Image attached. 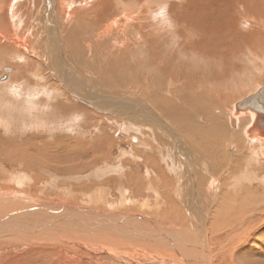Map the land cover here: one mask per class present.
Returning <instances> with one entry per match:
<instances>
[{"label": "rangeland", "instance_id": "obj_1", "mask_svg": "<svg viewBox=\"0 0 264 264\" xmlns=\"http://www.w3.org/2000/svg\"><path fill=\"white\" fill-rule=\"evenodd\" d=\"M52 1L53 4L50 0H17L19 5L15 21L16 26L19 27H16L15 31L19 36L26 35L25 40L30 51L29 61L21 56L13 57L10 53L7 58L10 60L0 64V78L3 77L5 66H10L11 69L6 79H0V215L14 214L21 210H30L27 212L29 214L35 210L34 208L47 202L64 204L71 201L77 204V208L80 206L82 209L85 207L100 211L103 218L97 217V221L104 220L106 214H111L112 217L131 212L163 218L165 222L170 223V226L173 225V230H180L183 233L184 239H180L182 242L185 237L186 239L189 237L188 240L196 239L199 243H202V232L200 234L196 229H200L203 222L205 226L211 227L208 230L210 239L208 238V244H205L207 247L210 246L208 250L211 264H264V205L254 202V199L259 198H256L259 196L256 189L260 188V195H264L262 186L264 182H261V177L256 176L248 178V175H243L244 180L242 179L241 182L236 177L238 174L242 175L243 168H246L250 162L251 152L247 148L249 145L238 139L235 141L229 138L227 139L229 143L217 142L213 145L214 149H206L207 147L204 148L203 143H200L204 135L200 133L194 136V133L186 132L178 125V120L175 123V119L170 118L171 114L183 115L186 118L190 115L186 110H180L176 106L170 109L169 104L163 103L168 96L167 85L165 82H160L156 88L158 65L154 61L148 62V66L152 69L147 66L142 74L128 75L120 70L116 72L111 66L110 69L104 67L102 70L103 64L99 56L104 62L105 58L101 55L103 51L97 48L96 37L90 36L94 29L90 23L94 21V15L89 12L100 0L93 4H91L93 0ZM218 1L220 5L213 18L216 22L220 19L224 20V23L231 22L233 17H237L241 28L248 27L247 23L239 20L242 17L239 14V5L235 7L236 0ZM142 2L150 5L155 11L165 8V14L168 15L173 13L180 17L181 12H186L187 15L185 14L183 19L190 16L191 7H194L195 11L199 8L195 7L196 4L200 3L204 8L205 6L208 8L212 3L215 5L212 0H143ZM171 4L174 5L170 10ZM124 5L117 3L118 10L124 9ZM162 5L166 7H161ZM132 7L135 9L136 5L133 4ZM199 10L201 11L198 19H210L205 10L200 8ZM227 15L230 18H224ZM122 21L117 22L115 29H118L117 32L123 38L121 27L126 28L131 24H123ZM53 23L65 27L63 37H58L57 33L50 29ZM158 23L160 24H157L158 27L163 30L162 37H167L166 40L170 37L171 43L175 41L178 50L185 54L180 57H184L186 63L196 62L199 70L205 74H212L217 63L213 60L214 57L196 48H191L189 51V48L183 46L181 44L183 37L176 33L172 18L158 17ZM152 24L156 28V23ZM105 25L113 24L107 18ZM142 26L145 28L148 25L144 22ZM215 27L219 25L216 24ZM9 31L15 32L12 27ZM118 41L120 40L116 43ZM185 41H188L187 37ZM88 43H91L93 50L86 49ZM107 45L105 42L102 43V47L110 51L108 49L110 45ZM110 49L113 50L110 51L111 53L117 54L115 53L117 50H114L116 48L110 47ZM119 50L123 51L121 48ZM149 51L155 53L150 49ZM192 56L205 61L197 62L199 59ZM153 60L156 61V57ZM249 60L252 59L246 57L243 66L249 65L252 70L258 66L263 68L257 59ZM67 63H70L69 68ZM19 64L21 69L18 70ZM79 64H89L90 74H84L85 67ZM105 65L109 66L106 62ZM153 69H155L151 73L153 77L150 79L149 72ZM20 70L24 71L22 77L17 81L13 80L14 74L20 73ZM71 75L78 82L77 88H70ZM179 77L180 75H177L173 79V87L177 86L176 80ZM256 77L253 78L254 85L246 88L248 93L235 100L237 103L264 86V70L259 71ZM201 82L202 77L197 84L200 85ZM202 83L204 87L213 86V81ZM54 86L61 89L53 90ZM96 93L98 95L94 96ZM156 93L159 97H156ZM102 96L110 97L111 102H108V98L100 99ZM60 99L64 102L65 109L67 111L71 109L72 113L66 114L63 110H59V107H55L58 102L62 104ZM229 103L232 102H227L228 109H230ZM103 107H106L105 111L101 110ZM110 107H113L115 113L109 110ZM219 108L218 110L213 108V112H217L214 114L216 124L219 118L222 119L224 138L220 131L217 136L218 141H221L228 137L226 133L229 134L230 129L227 124L229 117L227 118L223 109ZM246 112L236 116L248 114ZM205 117L206 115H200L202 121H205ZM167 126L168 128H165ZM169 128L174 133L169 132ZM232 130L237 129L232 128ZM191 135L200 137L201 139H198L200 142L194 145L189 137ZM98 136L102 143L92 147L90 152L85 149L86 155L74 150L69 140L58 142L60 139L71 138L73 145L79 141L82 144L86 141L93 146V139H98ZM245 136L248 140L247 135ZM236 146L241 148L235 149ZM216 149L218 154L222 155L221 163L219 160L215 163L222 165L219 169L210 170L214 164L210 155L212 152L208 150ZM232 149H235L236 153ZM257 162L263 161L256 158L254 164ZM126 171L131 177L128 183L120 186L119 181L112 176L127 177ZM246 172L245 174H248ZM110 177L114 179L112 184L103 182ZM100 183L107 185L101 186ZM90 184L94 189L89 187L87 193H84L83 190ZM247 187H250L249 192L245 190ZM243 196L252 200L246 204L245 210L239 203ZM198 199L202 206L198 205ZM167 207L169 210L166 217L156 215L163 214ZM255 207L256 209H252ZM58 210H60L58 207L54 208L53 214L59 216L57 214L65 212ZM154 212L156 214H153ZM80 214L83 212L80 211ZM240 215H245L244 217L250 219V223L248 224L244 218L238 221ZM200 216L207 218H204L205 221L202 218L199 220ZM72 217L77 219L74 214ZM143 219L142 221L130 219L128 224L120 222L124 225H118L119 228L117 227L115 231H103L99 228L78 230V227L69 230L65 227H57L44 228V232L42 230L40 233L30 232L27 236L22 230L4 235L0 232V264H190L176 249L174 250V247L165 244L156 246L154 241L147 242L148 239L142 240L137 237L140 236L139 231L142 230L144 233V230L149 228H153L156 233L161 232L160 234L165 237L166 231L163 226L150 223L148 227V222ZM118 222L115 220L111 225L115 223L114 225L117 226ZM38 224L41 223L37 222L36 225L39 226ZM131 228L139 234L137 236L132 234ZM184 228H187L185 230L189 231L190 235H185ZM156 243L161 242L156 241ZM226 243L233 246L230 255L232 261L218 262L216 254L222 251L223 247L220 246H226ZM190 248L187 247L185 252L192 257L194 255L193 258L197 257V260L202 258L203 260L199 261L201 264L208 263L204 261L207 250L205 247L195 253ZM201 253L204 256H200Z\"/></svg>", "mask_w": 264, "mask_h": 264}, {"label": "bare ground", "instance_id": "obj_2", "mask_svg": "<svg viewBox=\"0 0 264 264\" xmlns=\"http://www.w3.org/2000/svg\"><path fill=\"white\" fill-rule=\"evenodd\" d=\"M50 1L53 4V1L52 0H50ZM86 1H88V0H86ZM95 1H97V0H93L91 2V4L95 3ZM142 1L143 0H100V2L98 4H96L93 7V9H91L89 11L91 14L94 15V21L90 22L92 24V27H94V29L91 31L92 33L90 34V36L96 37L97 48L101 49L103 51L101 53V55L104 56L106 64L109 65V66H106L105 62L102 61V59L99 56L100 62H101V64H103L101 66L102 70H104V67H106V69H110V66H111V68L114 69L116 72H119V70H120V72L127 73L128 75H134V73L135 74L136 73L142 74V71H144L145 68H148V67L151 68L150 66H148V62L154 61L155 64L158 65V67H156V88L160 82H165L167 85L166 94H168V96L165 98L163 103L169 104L170 109H172L174 106H176V108H178L180 110H186L190 115L189 118H186L183 115L171 114L170 118L171 119L174 118L175 123L178 120V125H180L183 129H185L186 132L188 131L189 133H191V132L194 133V136L195 135L197 136L200 133L202 135H204L205 137L207 136L206 140H204L205 137H203L202 141L200 142V140H198V139H201V138L200 137H193L192 136L193 134H192L191 135L192 137L189 136L190 139L193 140L192 143L195 145L196 142H198V143L200 142V143H203L204 148L207 147L206 149H211V148L214 149V146H213L214 144H216L217 142L218 143L225 142V144L229 143L227 140L229 138L234 139L235 141H236V139H238V141H243L245 145H247V146L249 145L247 148H248L249 152H251V156L249 155V161L250 162L248 164L246 163L247 167L243 168L244 170H243V172H241L242 175L238 174L236 177H238L239 181L241 182L242 179L244 180L243 175H245V176L248 175L247 176L248 178L256 176V177H261L262 178L261 182H264V153H263L264 152V121H262L260 118L264 115V111H263L264 110V104L262 103L261 105H258V103L260 101L261 102L264 101V91L260 90L263 86L255 91L256 95L253 96V99H252L250 104L241 106L240 109H237V105H238V107L240 106L239 105L240 101H238V103L236 102L237 98L241 97L242 95H245V93H248L246 88L254 85V79L253 78L256 77V75L259 73V71L261 72L262 70H264V0H236L235 1V3H234L235 7H237L239 5V8H240L239 14L242 17V18H239V20L247 23L248 24L247 28L246 27L245 28L240 27V25L238 24L239 21H238L237 17H233L231 22H225L224 23L223 22L224 20H222V19H220L222 21L219 20L218 22H216V20H214L213 18L217 14L218 5H220V2L218 0H212L215 5H213V3H212V5L211 6L209 5L208 8H206V6L204 8L203 5L200 3L198 4L199 6L196 4L195 7H197V8L199 7L200 9L205 10V12L208 15H210V16L207 15V17H210V19H208V18L202 19L201 18L202 20L198 19L199 18L198 14L201 11V10H199V8L195 11L194 7H191L190 12H189L190 16L188 15L189 17H187L186 19H183L186 12H181L180 17L173 15V13H170V15H168V14H165V10H166L165 8L164 9L161 8V9H158V11L157 10L155 11V9L153 10V8L150 5H146V3L142 2ZM218 2H219V4H218ZM117 3L125 4L124 5L125 8L118 10ZM133 4L136 5L135 9H133V7H132ZM18 5L19 4L17 3V0H0V64H2V62H6V61L10 60V58L7 59L10 53L13 55V57H15V56L20 57L21 56L27 60L29 59L28 52H30V51L28 50L29 46H27V44H26L27 43L25 40L26 35L25 36L24 35L19 36L18 32L16 33V31H15V28L19 27V26H16L17 23L15 21L16 12L18 11ZM173 5L174 4L170 5V7H169L170 10H171V7H173ZM183 5L185 6L186 2ZM222 5H224V4H222ZM200 6H202V7H200ZM161 7H166V6L162 5ZM220 9H221V7H220ZM143 12H145V13L142 15ZM230 13L231 12L229 11V15H230ZM158 17L159 18H166V19H168V18L173 19V22L175 24L174 27L176 28L175 29L176 33L180 37H183L181 44L183 46L189 48V51L191 50V48H196V49L202 50L203 52L214 57L213 60H215L217 63H216V67H214L212 70V74H205L204 72L199 70L198 64L196 62L186 63L185 58L180 57L181 55H185V54L182 51L178 50V46L175 44V41H174V43H171L170 37L167 40H166L167 37H162L163 33H161V31L163 32V30L161 29V27H158V25H160L158 23ZM107 18L110 19L111 24H113L112 26L111 25L110 26L105 25V21ZM224 18L228 19V18H230V16L227 15ZM149 19H150V21H149ZM226 19H225V21H226ZM119 20H121V21L123 20L122 21V22H124L123 24H127V25H128V23L131 24V26H128L126 28H124V26L121 27L123 29L122 30L123 32L121 31L122 36L124 35L123 38L120 36L121 34H119V32H117L118 29H115V27L117 28V22ZM144 22L148 25L145 28L142 26L144 24ZM150 22H151V24H150ZM152 23H156V28H158V29H156ZM216 24H218L219 27H215ZM10 27H12L15 32L11 33L10 32L11 30L9 31ZM50 29H52V31L54 33H57L58 37H63V32H64L63 29H65V27L62 28V27L58 26V23L57 24L53 23L52 28H50ZM86 29H87V27H86ZM104 35H106L107 37H102ZM186 37H187L188 41H185ZM117 40H120V41H118V43H116ZM104 42L106 44L110 45L108 47V49L110 51H111L110 47L116 48L114 50H117V52H115L117 54L111 53L113 50L110 52V51L106 50L104 47H102V43H104ZM119 48L123 49V51L119 50ZM86 49L87 50H93L91 43H88L86 45ZM149 49L154 51L155 55L152 54L149 51ZM155 57H156V61L153 60V58H155ZM246 57H249L252 60L257 59L259 62H261L263 68L261 69L258 66L257 68H253V70H252V69H250L249 65L243 66V63L246 62ZM192 58L199 59L196 56H192ZM252 60H249V61H252ZM203 61H205V60L199 59L197 62L203 63ZM67 64H68L67 68H69L70 63H67ZM19 65H20L19 68L17 67L18 70L21 69V64H19ZM79 65L82 67H85L84 74L85 73L87 75L90 74L91 70H88L89 64H85V65L79 64ZM79 68H81V67H79ZM154 70L155 69L150 70V72H149L150 79L153 77V75H151V73L154 72ZM10 71H11V69H10ZM68 72L71 73L70 69H68ZM23 73H24V71L20 70V73L17 72L16 74H14L13 80H15V81L19 80L22 77ZM177 75H180V77H179V79L176 80V82L178 81L177 86L175 85L173 87L172 82H173V79ZM142 77H143V75L140 76V78H142ZM184 77H185V79L183 80ZM200 77H202V82L213 81V86L211 85L208 87H204L202 82L200 85L197 84ZM208 77H210V78H208ZM256 79H257V77H256ZM13 80H12V82H13ZM69 80L71 81V82L69 81V85L71 84L70 88H77L78 82H76V80H74V77L72 75L70 76ZM67 82H68V80H67ZM86 82L87 81L84 79V83H86ZM52 89L58 90L61 88H59V87L57 88V86H54V88H52ZM160 93H162V92H160ZM97 95L98 94L96 93L94 96H97ZM156 97H159L157 93H156ZM89 98L91 99V97H89ZM107 98L108 97H106V96H102V98H100V99H107ZM109 98H108V102H111L110 101L111 98L110 99ZM179 99H182L183 101H180ZM184 100H187L189 102H185ZM59 101H61L63 105L58 102L57 104H55L56 108L59 107V110H63L66 114H70L73 112V111H71V109H70V111H67L65 109L64 102L61 99ZM227 102H232V103H229L231 110L228 109V106H226ZM233 105H235V106H233ZM219 107H221V109H223V113L225 115H227V118L229 117L227 124H228V127L230 129L229 134L226 133L228 135V137L221 140V141H218L219 137L217 138V136H218V133L220 131V134L224 138V132H222L223 129L221 127V125H222L221 120L222 119L219 118V120L217 121V124H216L215 123L216 115H214V114L217 112H215V111L213 112V110L215 108H217V110H218ZM105 109H106V107L101 108V110H104V111H105ZM109 110H111V112L115 113L114 112L115 110L113 109V107ZM232 111H234V114H232ZM244 112H246L248 114H244L241 117H237L239 115H242ZM201 114L206 115L205 121H202L200 119ZM165 128H168V126ZM232 128L237 129V130L231 131ZM169 132L174 133V131L171 130L170 128H169ZM169 134H171V133H169ZM175 134H177V132H175ZM245 135H247L248 140L246 139ZM63 140H65V141L69 140L71 143V146L74 148V150L79 151L85 155H86V150L88 152H90L92 150V147L99 146V144L102 143L99 136H98V139H96V138L93 139V141H94L93 146H92V144H90L86 141H84L83 144L79 141L78 143L73 145L71 138H65L62 140L60 139L58 142L61 143V142H63ZM239 148H241V147L236 146L235 149L239 150ZM235 149H232V151H234L236 153ZM208 151L212 152V154H210V155L213 157V158H211V160H213L212 162L214 164V167L212 169H210V168L209 169L210 170L219 169L222 165V164H220L221 163L220 162V158H221L220 156L222 154L219 155L217 149L215 151H212V150H208ZM256 158L261 159L263 162H257L256 164H254ZM218 160L220 163L219 164L215 163ZM260 163H263V165H260ZM126 166H128V165H126ZM206 167H208V166L206 165ZM239 169H241V168H239ZM230 171H232V170H230ZM245 171H247L248 174H245ZM232 173L234 174V172H232ZM126 174H127V177L126 176L125 177L116 176V175H114L112 177H114V179L118 180L119 181L118 184L121 186V185L129 182L128 179H130L131 175L128 172ZM108 179L111 182L107 179L103 182H109L108 183L109 185L112 184L113 178L111 179V177H110ZM104 184L107 185V183H100L99 185L102 186ZM262 186L264 187V184ZM89 187L91 189L93 188V186L90 184L83 190V192L85 193ZM134 188H136V187H134ZM249 189H250V187H247L245 190H247L249 192L250 191ZM123 190H124V188H123ZM256 192H259V196L256 197V198H258V197L259 198L254 199L255 200L254 202H256V203L258 202V203H261L264 205V195L263 196H261L262 194L260 195V193H261L260 188L256 189ZM231 193H233V191ZM216 195H217V193H216ZM227 195H228V193H227ZM244 197L245 196L241 197V199L239 201V203L243 207V210H245L247 208L246 204H248L251 200V199L248 200L247 198H244ZM248 198H250V195ZM225 202L227 204V201H225ZM197 203H198V205L202 206L199 199L197 200ZM56 207H58L61 210V212H62V210H64L65 211L64 214H57L59 216L54 215L53 214L54 208H56ZM78 207L79 208H77V204L75 202H71V201L68 203H64V204H59V203L55 204V203H48L47 202V203H44L42 206H39L38 208H34L35 210H33V212H31L29 214L27 212H30V210H21V211H17L14 214L9 213V215H5V216L0 215V232L3 233V235H4V234L16 233L18 230H22V231L26 232L25 236H27L30 232L39 231V233H40V231H42L44 228L48 229V228H57V227H62V228L65 227L69 230H72L75 228L77 229V227H78V230H82V229L91 230V229H98L99 228V229H103V231H105V230L106 231H115V229L118 227V225L122 226V225H124V223L128 224L130 219L142 221V220H144L143 218H145L146 222H148V227L151 225L150 223H152V225L156 224V226H163V228L166 231L164 233L165 237L160 234L161 232L156 233V231H154L153 228H149L147 230H144V233H142V230L139 231L140 236H137V234H139V233L134 228H131L130 231L132 232V234L136 235L137 237L141 238L142 240H144V238L148 239V240H146L147 242L154 241L156 246H158L159 244L160 245L165 244V245H170L171 247H174V250L176 249L177 252H179L180 255L183 258H185V260H187L190 264H201L199 261H201L202 258L200 257L201 259L198 258V260L196 259L197 257L193 258V257H195L194 255L192 257L188 253L185 252L186 248L190 246L191 247L190 249H192V251L195 253L197 251H201L202 247H205L207 250L205 251L206 254H205L204 261H208V263H210V264L212 263V260L210 257L211 255H210V252L208 250V248L210 246L207 247V245H205L206 243L208 244V238H209V234H210V233H208V230H210L211 227L205 226L203 224V222H202V226L200 229L195 226L197 228L196 230L198 231V233L201 234V232H202V234H201L202 243L201 242L199 243L198 241H196V239H195V241L194 240H188L189 237L187 239L185 237V240L182 242L180 239H184V238H182L183 233H181L180 230H173V228H174V227H172L173 225L170 226V223L165 222V219H163V218L162 219L161 218H155V217L153 218V217H148L146 215H142V214H138V213H134L135 214L134 215L131 212V213H127V215H125L126 214L125 213L123 215H121V214L120 215H114L112 217H110L111 214H106L104 216V220L97 221V219H96L97 217L100 219L103 218L102 217L103 215L101 214L102 215L101 216L99 213L100 211L97 212V210H95L93 208L87 209V208L83 207V209H82V208H80V206H78ZM171 209L172 208H170V210ZM252 209H256V207L252 208ZM60 210H58V211H60ZM168 210H169V207H167V209L166 208L164 209L163 214H156L155 212L153 214H156L158 216L162 215L163 217H166L168 215V213H167ZM80 211H82L83 214H80ZM221 211H223V210L221 209ZM239 211L240 210L238 208V212ZM73 214L77 216V219L75 217H72ZM92 214H94V215H92ZM148 214H150V212H148ZM199 215H201V214H199ZM244 216H242V215L238 216V218H239L238 221H240L241 218H244L245 220H247V222L249 224L250 219H248ZM247 217H249V215ZM201 218L202 217L200 216L199 220ZM204 218H207V216L203 217L202 220H204ZM196 219H198V218H196ZM115 220L117 222L119 221L118 224H116L117 226L114 225L116 222L113 225H111L113 223V221H115ZM235 221H236V219H235ZM238 221H236V222H238ZM37 222H40L41 224H38L39 226H37L36 225ZM120 222H124V223L121 224ZM196 222H198V221H196ZM251 222H254V221H251ZM223 224L226 225V223L224 221H223ZM185 229H187V228H184V230H183L184 233H186L185 235H187V234L190 235L189 231H187ZM200 230H202V231H200ZM147 231H150V232H147ZM42 232H44V230ZM88 232L89 231H86V233H88ZM116 233H118V232H116ZM119 233H121V231ZM147 233H150V234L147 235ZM226 234H228V233H226ZM35 235H36V233H35ZM35 235L33 237H35ZM176 235H178V236H176ZM191 236H194V235H191ZM227 236H229V235H227ZM227 236H226V238H227ZM231 236H232V233H231ZM233 236H235V234ZM210 237H211V235H210ZM241 237H243V236H241ZM232 239H233V237H232ZM134 241H136V239ZM156 241L161 242V243H156ZM211 244H212V242H211ZM220 244L218 243V245H220ZM201 245H202V247H201ZM225 245L226 246H223V245L220 246L221 248L223 247V249H222V251H218V253L216 254V260H218V262H221L222 260L232 261V257L230 255H232L231 252L233 250V246L230 244H227V243ZM201 255H203V253H201L200 256ZM170 259H171V257H170Z\"/></svg>", "mask_w": 264, "mask_h": 264}, {"label": "water", "instance_id": "obj_3", "mask_svg": "<svg viewBox=\"0 0 264 264\" xmlns=\"http://www.w3.org/2000/svg\"><path fill=\"white\" fill-rule=\"evenodd\" d=\"M9 71H10V67L6 66L5 69H4L3 77L0 78V79H1V80L6 79L7 76H8ZM260 90L264 91V86H263ZM254 95H256V92L253 93L252 95H250L248 98H244V99H242V101H240V103H239L240 106L238 107V105H237V109H240L241 106H244V105H248V104H250L251 101H252V99H253V96H254ZM262 103L264 104V101H263V102L260 101V102L258 103V105H261ZM263 111H264V110H263ZM260 118H261L262 121H264V115H263L262 117H260Z\"/></svg>", "mask_w": 264, "mask_h": 264}]
</instances>
